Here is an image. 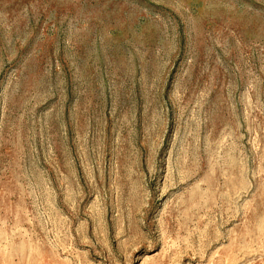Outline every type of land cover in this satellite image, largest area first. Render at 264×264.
<instances>
[{
	"label": "rangeland",
	"instance_id": "rangeland-1",
	"mask_svg": "<svg viewBox=\"0 0 264 264\" xmlns=\"http://www.w3.org/2000/svg\"><path fill=\"white\" fill-rule=\"evenodd\" d=\"M0 264H264V0H0Z\"/></svg>",
	"mask_w": 264,
	"mask_h": 264
}]
</instances>
